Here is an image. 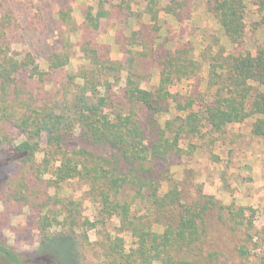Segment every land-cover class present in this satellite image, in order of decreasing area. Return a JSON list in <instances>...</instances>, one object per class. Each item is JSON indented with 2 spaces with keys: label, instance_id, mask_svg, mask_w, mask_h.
I'll use <instances>...</instances> for the list:
<instances>
[{
  "label": "trees",
  "instance_id": "1",
  "mask_svg": "<svg viewBox=\"0 0 264 264\" xmlns=\"http://www.w3.org/2000/svg\"><path fill=\"white\" fill-rule=\"evenodd\" d=\"M52 1L60 3L54 12L59 45L41 61L25 39L29 28L46 34L42 22ZM137 1L97 0L81 9L79 23L76 0H0V162L10 154L0 168L20 164L16 174L0 175V194L10 186L15 209L29 207L43 233L44 264H60L41 252L58 239L71 250L78 241L101 252L103 264H195L187 255L199 244L203 250L212 210L244 225L243 208L223 205L202 185L178 183L171 170L193 147L215 144L230 125L254 118L251 133L264 137V46H245L247 0H205L238 48L230 53L219 46L207 90L189 96L174 88L198 75L201 63L193 48H167L160 33L169 25L163 18L179 20L190 0L163 7L144 0L142 12ZM257 9L264 26V0ZM144 15L148 25L126 31ZM113 19L125 25L114 27L121 59L97 40L103 21ZM74 57L82 60L77 72L70 69ZM152 60L156 68L144 64ZM70 184L78 185V200L64 196ZM54 227L63 232L47 234ZM28 259L0 239V264Z\"/></svg>",
  "mask_w": 264,
  "mask_h": 264
},
{
  "label": "rangeland",
  "instance_id": "2",
  "mask_svg": "<svg viewBox=\"0 0 264 264\" xmlns=\"http://www.w3.org/2000/svg\"><path fill=\"white\" fill-rule=\"evenodd\" d=\"M27 2V0H22ZM97 0H76L72 4L74 17L79 23L82 21L81 9ZM260 0H247L245 46L255 51L256 47L264 46V26H260L261 15L257 9ZM161 6H165L168 0H159ZM49 3V2H47ZM138 10L142 12L144 0L137 1ZM60 3L52 1L51 6L44 14L43 31L30 29L26 35V44L42 61L50 49L59 45V38L55 32V14ZM148 15L140 20H130L126 26L134 28L138 22L148 25ZM163 20L169 24L161 31L162 40L169 41L167 48H193L196 59L201 63V71L190 80H184L174 88L176 92H182L189 96L193 91L205 92L207 90L209 63L211 57L219 50V46L227 48L231 53L236 51L207 10L205 0H190L186 8L182 10L179 20L171 16H165ZM115 26L125 29V25L117 23L116 19L103 21L102 27L97 32V40L100 44L111 48L112 56L121 59L115 44ZM75 42L77 36H73ZM141 52V49H138ZM241 48L239 49V52ZM163 50L158 53H163ZM159 55V54H158ZM43 63V62H42ZM82 63L78 57H74L70 69L77 72V67ZM156 68V61H147ZM77 70V71H76ZM153 83L157 84L158 77L154 69ZM264 92V88H261ZM196 107L195 109H197ZM254 118L244 123L230 125L227 133L215 144L206 147H193L189 156L178 159V163L172 168L171 174L179 183L186 179L195 185H202L204 192L213 196L223 205H232L235 210L243 208L245 213L244 225H240L228 219L226 212L218 209L212 210L207 219L206 235L203 243L195 250L188 253L190 260L195 264H264V137H256L251 133ZM211 136V135H209ZM45 142V137L43 138ZM194 144L198 140H193ZM181 146L188 148L187 142L182 141ZM190 150V148H188ZM9 153H4L0 164L9 158ZM20 164L12 162L10 166L0 168V175L15 173ZM17 173V172H16ZM15 173V174H16ZM63 191L64 196L78 200V185L70 184ZM164 186V190H166ZM194 186H190L193 192ZM10 186L4 187L0 194V239L19 253L28 254V264L45 262L39 253L43 233L34 219L30 216L29 207L22 206L15 209L9 200ZM194 193V192H193ZM88 214L93 215L94 209L86 204ZM226 216V217H225ZM112 224L118 226V220L114 219ZM62 228L54 227L48 229L47 234L63 232ZM154 230L162 232L160 226ZM94 240V236L91 235ZM130 241V238L125 237ZM92 240V241H93ZM72 250L65 239L52 242L41 252L56 256L60 264H103L101 252L85 248L78 241H74ZM47 259V258H46ZM41 264H44L41 262ZM157 264V263H156Z\"/></svg>",
  "mask_w": 264,
  "mask_h": 264
}]
</instances>
